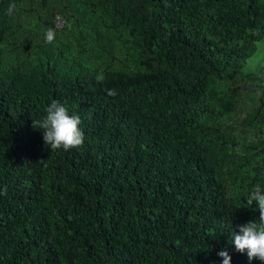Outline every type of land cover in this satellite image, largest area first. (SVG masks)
<instances>
[{"label": "trees", "instance_id": "1", "mask_svg": "<svg viewBox=\"0 0 264 264\" xmlns=\"http://www.w3.org/2000/svg\"><path fill=\"white\" fill-rule=\"evenodd\" d=\"M262 44L264 0H0V264H262L229 242L264 189ZM54 100L81 146L32 127Z\"/></svg>", "mask_w": 264, "mask_h": 264}, {"label": "clouds", "instance_id": "2", "mask_svg": "<svg viewBox=\"0 0 264 264\" xmlns=\"http://www.w3.org/2000/svg\"><path fill=\"white\" fill-rule=\"evenodd\" d=\"M16 9L14 3H10L7 8V14L12 15ZM58 17L64 20V25L59 27L57 24ZM55 27L63 29L68 25V20L58 11L55 12ZM45 43L51 44L56 37L54 29L49 28L45 34ZM102 80V77H97ZM108 95L115 96L114 89L107 90ZM46 115L39 120H32V127L40 129L43 133V141L45 146L51 151L63 149L68 151L72 148L79 147L84 142V133L79 127L81 120L78 115L69 114L68 109L58 101H52L45 109ZM6 189L0 191V195H5ZM247 197L248 207L252 206L256 201V207L259 211L258 222L249 221L239 225V232H231L229 242L233 243L235 250L240 253L247 252L249 261L258 259L264 264V189L260 185H256ZM218 256L222 257V264H231V257L228 252L221 249Z\"/></svg>", "mask_w": 264, "mask_h": 264}, {"label": "rangeland", "instance_id": "3", "mask_svg": "<svg viewBox=\"0 0 264 264\" xmlns=\"http://www.w3.org/2000/svg\"><path fill=\"white\" fill-rule=\"evenodd\" d=\"M261 47L262 48L259 49L257 55H255V58H252L250 61L253 67H255L258 64V61H260L262 57H264V54H262L263 53L262 49L264 50V44H262Z\"/></svg>", "mask_w": 264, "mask_h": 264}, {"label": "built area", "instance_id": "4", "mask_svg": "<svg viewBox=\"0 0 264 264\" xmlns=\"http://www.w3.org/2000/svg\"><path fill=\"white\" fill-rule=\"evenodd\" d=\"M57 24L59 27H62L64 25V20H62L60 17H58Z\"/></svg>", "mask_w": 264, "mask_h": 264}]
</instances>
